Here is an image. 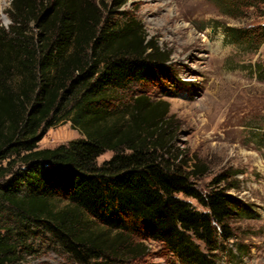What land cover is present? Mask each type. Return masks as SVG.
Returning <instances> with one entry per match:
<instances>
[{
    "label": "trees",
    "instance_id": "obj_1",
    "mask_svg": "<svg viewBox=\"0 0 264 264\" xmlns=\"http://www.w3.org/2000/svg\"><path fill=\"white\" fill-rule=\"evenodd\" d=\"M124 2L9 1L11 23L0 26V264H19L42 235L78 264L139 260L146 241L177 264L239 256L227 247L230 219L247 205L217 178L207 191L195 186L172 148L169 102L133 93L119 108V93L138 83L187 97L140 22L113 19ZM227 36L263 41L264 24ZM63 121L82 137L38 148Z\"/></svg>",
    "mask_w": 264,
    "mask_h": 264
},
{
    "label": "rangeland",
    "instance_id": "obj_2",
    "mask_svg": "<svg viewBox=\"0 0 264 264\" xmlns=\"http://www.w3.org/2000/svg\"><path fill=\"white\" fill-rule=\"evenodd\" d=\"M10 0H0V26ZM111 1V0H110ZM133 18L160 49L168 52L176 75L185 82L187 97L162 96V89L138 83L120 92L121 110L132 94L169 102L171 141L177 161L195 186L207 191L212 180L241 198L248 211L230 219L234 237L227 242L236 255L218 264H264V40L233 42L230 30H252L264 24V0H125L114 9V20ZM258 66H260L258 68ZM168 84V83H165ZM174 90V89H172ZM82 137L70 121L49 128L38 148H53ZM105 151L97 163L112 156ZM197 208L201 207L192 198ZM65 202L57 201L56 207ZM89 228L101 226L88 221ZM33 249L19 264H78L47 235L32 241ZM139 260L120 264H177L157 242Z\"/></svg>",
    "mask_w": 264,
    "mask_h": 264
}]
</instances>
